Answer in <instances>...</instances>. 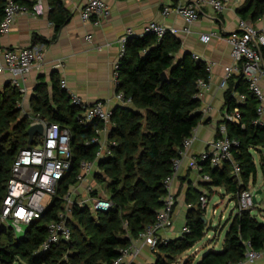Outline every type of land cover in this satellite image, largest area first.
<instances>
[{
    "label": "trees",
    "instance_id": "obj_1",
    "mask_svg": "<svg viewBox=\"0 0 264 264\" xmlns=\"http://www.w3.org/2000/svg\"><path fill=\"white\" fill-rule=\"evenodd\" d=\"M254 1L252 18L256 19L264 13V0ZM5 3L6 0H0V18ZM48 4L49 18L58 31L68 22L71 12L62 0H48ZM180 50V38L170 33L160 39L150 32L128 38L125 54L118 62L116 87L118 92L132 98L133 107L112 111L107 140L111 153L99 158L98 143L93 139L97 129L105 126L104 122L99 119L83 122L85 108L72 103L69 91L58 78L52 79L51 88L44 80L38 82L30 100L31 114H22V95L17 87L9 84L0 91V208L7 194L12 164L19 151L28 146L31 119H45L68 127L72 150L70 168L44 214L28 226L23 236L12 231L4 239L0 235V264H113L120 249L155 220L166 193L164 180L172 172L174 159L181 155L185 138L202 118L201 102L196 95L198 81L209 78L205 61L194 59L189 52L180 54ZM163 71L168 76L161 82ZM235 92L245 94L243 103L236 101ZM225 101L229 111L238 106L241 113L240 122H220L226 124L229 137L236 141L232 152L240 174L233 173L230 161L218 167L203 161L201 172L211 178L206 183L209 190L222 187L238 201L241 192L257 182L253 151L264 148V124L259 119V101L241 74L229 79ZM85 160L96 163L94 179L106 191L112 206L93 211L88 205L75 204L69 219L72 239L41 251L39 248L48 234L47 223L63 207L62 197L77 183ZM260 161L264 169L263 154ZM90 195L101 196L96 188ZM199 197L187 213L189 231L159 244L153 252V261L147 264H173L205 236L206 207L201 206ZM230 221L221 248H210L196 264L237 263L245 258L249 247L256 250L264 247V220L254 208L236 209ZM184 264H193L192 258Z\"/></svg>",
    "mask_w": 264,
    "mask_h": 264
},
{
    "label": "built area",
    "instance_id": "obj_2",
    "mask_svg": "<svg viewBox=\"0 0 264 264\" xmlns=\"http://www.w3.org/2000/svg\"><path fill=\"white\" fill-rule=\"evenodd\" d=\"M21 3L16 0H6L2 17L0 18V73L8 72L11 75L13 85L19 86L18 77L35 68L42 66L44 62V52L39 45L8 47L1 43V36L10 31L16 18L20 14L30 13L39 15L44 13V0H27ZM210 6L215 12L220 13L225 7L224 0H195L188 3H175L165 5L162 9L163 15L178 14L182 16L188 24L199 19L203 14V7ZM83 21L100 22L110 15V8L104 0H86L84 6L79 11ZM189 31V29H185ZM146 32L154 33L158 39L166 33L177 35L178 29L169 28L164 23L150 21L146 26ZM131 28L126 29L120 36L119 59L125 54L126 42L133 36ZM217 35L216 32L203 33L200 39L204 42ZM89 40L92 39L88 35ZM226 40L231 46V56L233 63L225 67V76L220 81V87H226L229 78L233 74H241L248 84L249 91L256 96L261 105L258 106V113L263 111L264 93L260 84L264 80V34L256 29L252 24L241 20L239 30L233 31L226 36ZM194 59L203 60L199 55L193 54ZM204 61V60H203ZM119 62V60H118ZM118 62L114 66V77L118 78ZM207 64V71L210 74L211 64ZM61 86L66 88V82L61 81ZM197 97H201L204 89L209 87L208 80L198 81ZM72 103L85 108L83 112V122L99 119L105 126L97 129V136L93 141L98 143L96 155L99 157L109 155L111 152L107 146V141L101 138L102 133L110 127L111 111L102 101H95L86 104L77 94H70ZM242 97H245L242 95ZM116 98L122 103L132 104V98L125 96L119 91ZM211 106L204 107L203 112L211 109ZM223 120L240 122L241 113L238 107L228 111ZM41 122L44 125V133L38 144L28 145L21 149L12 164L11 177L7 184V194L0 208V223H4L15 235L22 232L23 225L29 226L39 219L51 205L53 198L58 194L60 180L65 176L72 161L71 150V130L57 122H48L45 119H31V124ZM195 130V129H194ZM194 130L192 134L185 138L181 155L173 161L172 172L164 180L166 193L163 197V204L157 211L155 220L146 225L140 231L137 238L120 249V255L114 259L113 264H138L142 250L148 248L154 252L158 245L167 243L170 239L163 236L161 232L171 226L174 218V210L177 199L173 192V183L182 164V158L187 149L195 139ZM236 141L229 137L226 124L222 122L217 130V137L213 139L208 148L198 157H194L192 165L197 171L202 170V162L208 161L211 167L222 166L225 161L233 164V173L240 174L239 166L234 162L232 148ZM96 163L93 161H82L80 172L77 175V183L63 195V207L57 211L54 219L47 223V238L41 244L40 250L47 251L53 245L62 241L72 239V229L69 219L72 217V209L75 204L79 206L88 205L93 211L107 210L112 206L108 196L101 194L100 197L90 195L94 188L87 185V193L81 199L74 198V191L77 185L88 182L89 175L93 174ZM202 178L210 181L207 173L202 174ZM254 190L250 186L243 190L239 196L237 209H250L256 204L253 201ZM202 207H207L208 197L203 193L199 197ZM191 206V205H189ZM189 227L183 225L180 235L188 232ZM264 247L256 250L249 247L245 258L237 263L230 264H256L263 256Z\"/></svg>",
    "mask_w": 264,
    "mask_h": 264
},
{
    "label": "crops",
    "instance_id": "obj_3",
    "mask_svg": "<svg viewBox=\"0 0 264 264\" xmlns=\"http://www.w3.org/2000/svg\"><path fill=\"white\" fill-rule=\"evenodd\" d=\"M62 1L71 12V17L58 31L54 22L49 18L48 0H44V13L20 14L10 31L1 36V43L4 46L39 45L44 52L42 66L31 70L23 77H18V87L13 85L10 73H0V91L11 84L21 92L22 114H31L30 100L38 82L44 80L51 88L53 78L64 80L69 93L77 94L86 104L102 101L110 111L126 106L116 98L118 91L114 66L119 60V39L128 28L132 29L133 36L146 34V26L150 21L161 22L169 28L178 29L175 36L181 40L180 54L186 52L192 55L197 54L206 63L211 64L209 87L204 89L199 97L201 102L199 111L202 113V118L194 130L195 139L184 153L181 167L173 183V192L177 199L173 222L170 227L161 232L163 236L169 238L178 237L186 223L189 205L197 202L199 197L197 195L207 194L210 191L206 185L208 181L202 178L203 173L195 169L192 161L217 137L220 122L229 111L225 103L228 82L226 87H220V81L225 76V67L233 63L231 46L226 36L239 30L241 20L252 24L264 34V13L256 19L252 18L255 10L254 0H224L225 7L222 12L217 13L212 7L204 6V14L188 24L178 14L163 15L162 9L165 5L188 3L195 0H104L110 8V15L96 23L83 21L80 17L79 11L86 0ZM211 32H216L217 35L213 36L210 41L204 42L200 39L203 33ZM88 35L92 36L91 40L87 38ZM235 75L240 74H233L231 77ZM260 84L264 93V80H261ZM234 95L239 103H243L246 99L245 94L235 92ZM259 105L261 104L258 102ZM208 106L212 108L203 112V108ZM262 107L263 111L259 119L264 124V102ZM108 135L109 129L107 128L101 136L103 141L108 140ZM253 153L258 169L257 179L261 174L264 180V169L261 168L262 171H260V155H264V148L261 151H253ZM256 156H259V161L256 160ZM97 169L95 165L94 171ZM89 182L99 190L100 194L107 195L101 184L94 179V175L90 174L88 182L77 185L74 196L79 195L83 198L87 193ZM217 188L219 187L212 189ZM153 259L154 253L144 248L137 262L147 264ZM256 264H264V254Z\"/></svg>",
    "mask_w": 264,
    "mask_h": 264
},
{
    "label": "rangeland",
    "instance_id": "obj_4",
    "mask_svg": "<svg viewBox=\"0 0 264 264\" xmlns=\"http://www.w3.org/2000/svg\"><path fill=\"white\" fill-rule=\"evenodd\" d=\"M36 136L37 143L34 144H38L42 138L41 134H38ZM256 160L259 161V156H256ZM260 171H262L261 167ZM259 176L260 177L257 179V182L255 184L252 183L250 188L254 190V192H256L258 189H262V193L257 195L258 203L253 208L254 212L257 213V215L262 220H264V180L261 177V174ZM207 197L208 204L204 216L207 221V230L205 236L200 241H198L192 248L186 250L181 255H179L175 260V263L173 264H184L190 257L193 260V264H196L197 261L201 259L203 254L210 248H221L224 235L228 230L229 224L231 222L230 219L236 212L238 201L236 199H232L231 195L226 194L223 191L222 187H219L215 190H210L207 193ZM74 198L81 199L79 195L75 196ZM27 229L28 226L23 225V230L22 232L18 233V235L23 236ZM8 231L12 230L8 229ZM5 234L6 233L2 234V239L5 238ZM14 264H18V262H15Z\"/></svg>",
    "mask_w": 264,
    "mask_h": 264
},
{
    "label": "water",
    "instance_id": "obj_5",
    "mask_svg": "<svg viewBox=\"0 0 264 264\" xmlns=\"http://www.w3.org/2000/svg\"><path fill=\"white\" fill-rule=\"evenodd\" d=\"M167 76H168L167 72L163 71L161 74V82H164L167 79ZM124 107H133V105L129 104V106L126 105ZM114 110H111V112ZM43 133H44V125L41 122L30 124V126L27 129L28 145H33L35 143V136L38 134L42 135ZM261 193H262V189H258L253 195V201L255 204L258 203L257 195ZM203 219L206 221L205 217H203ZM7 232H8L7 226L4 223H0V235H2L3 233H7Z\"/></svg>",
    "mask_w": 264,
    "mask_h": 264
}]
</instances>
